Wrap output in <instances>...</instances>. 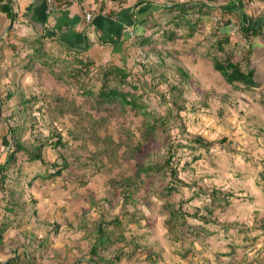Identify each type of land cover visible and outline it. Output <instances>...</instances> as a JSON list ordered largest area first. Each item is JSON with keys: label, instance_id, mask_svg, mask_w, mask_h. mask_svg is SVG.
Here are the masks:
<instances>
[{"label": "rangeland", "instance_id": "obj_1", "mask_svg": "<svg viewBox=\"0 0 264 264\" xmlns=\"http://www.w3.org/2000/svg\"><path fill=\"white\" fill-rule=\"evenodd\" d=\"M187 1L205 4L194 37L186 40L185 31L176 29L178 34L172 41L154 44L164 49V66L158 71H164L168 81H173L176 65L189 73L185 110L176 111L167 94L168 82L153 77L158 71L148 73L145 79L139 65L134 64L135 59L145 55L144 46L135 52L133 48L125 49L126 55H134L135 59L124 55L113 62L128 66L134 75L132 83L139 86L134 95L145 102L146 110L169 119L165 131L158 129L136 156L126 158L122 154L125 145L132 147L140 139L139 127L146 117L137 109L127 104L121 108L118 103L96 108L95 98L82 92L78 81L55 80L47 71H40L45 70L43 67L34 73L20 70L26 94L48 100L43 107L44 118L60 121L63 137L69 143L63 149L65 164L58 162L64 168L56 177L48 178L46 168L39 161H29L25 154H18L15 165L6 172L0 170V176H5L0 177V261L15 256L18 264L91 261L93 235L84 236L78 225L90 227V221L98 219L96 208H100L105 222L115 215L121 220L120 226H107L111 241L100 252L114 264H264V36L254 38L252 43L258 86L229 84L213 69L205 53L210 43L220 37L218 32L212 34L215 27L220 32L227 29L231 41L224 48L234 61L247 49L237 29L236 13L221 9L230 0H157V4ZM241 2L247 21L264 18V0ZM155 12L159 25L165 27L153 33V39H158L170 29L166 21L173 14ZM225 21H229L227 26ZM51 48L59 54L57 47ZM210 53L219 59L225 57L216 48ZM23 55L17 64L20 68L27 63ZM146 61H152V57L146 56ZM4 66H0V73L6 70ZM37 67L38 64L34 69ZM102 69L94 65L81 78L93 92L99 89ZM117 87L126 89L120 84ZM0 91L4 93L5 87ZM56 97L65 98L79 111L78 115L59 110L67 106L57 103ZM1 106L4 113L5 102ZM50 107L56 110L55 116L49 113ZM6 126L3 123L0 127L5 134L0 142V164L9 148ZM194 135H200L210 145L206 150L172 148V163L179 162L177 176L185 184L176 183L178 190L169 194L162 190L166 184L163 177L139 170L132 158L141 159L142 166L153 165L163 161L168 146L180 140L197 146L192 141ZM53 158L54 151L49 160ZM121 183L134 189L131 199L122 200L118 192ZM213 188L225 196L208 213L206 208L212 200L206 193ZM169 198L181 202L191 215H185L186 224L179 229H169L166 224L165 201ZM196 209L209 221L193 217ZM51 232L53 241L40 248L39 240L45 236L50 239Z\"/></svg>", "mask_w": 264, "mask_h": 264}, {"label": "trees", "instance_id": "obj_2", "mask_svg": "<svg viewBox=\"0 0 264 264\" xmlns=\"http://www.w3.org/2000/svg\"><path fill=\"white\" fill-rule=\"evenodd\" d=\"M69 2L70 0H58L57 6L60 7L62 4ZM106 2H110L112 4L107 13V15L111 16L115 14V4H124L127 2V0H100V10L104 9ZM135 3L145 4V17L141 20L138 19L137 21L131 23V30L133 31V35L131 37H129L127 31H125L126 33H124V36L121 38L111 39V43H113V53L116 52L119 58H122V56L126 55L125 49L133 48L135 52L138 47L144 46L145 55L139 60L135 59L134 55L126 56L129 59H135L133 61L134 64L136 63V65H139L144 78L147 79L148 77L146 75L148 73L158 71L159 68L164 66V49L163 47L158 48L154 44L158 41H172L173 38L178 34L177 30L180 29L185 31L183 35L184 39L187 40L193 38L198 30V24L200 20L203 19L202 10L205 4L187 1L163 5L162 3L157 4V0H135ZM224 5L225 6L221 7L222 11L227 13H236L238 17L236 24L237 29L243 39H245V42H247V49L244 50V53L241 55L240 59L234 61L231 57V54L226 52L224 48V44L231 41V37L227 32V29L224 28V30L220 32L218 27H215L212 30V34L218 32L220 33V37H217L210 43L209 47L207 48L208 52L206 51L205 55L211 61L213 69L223 77L225 82L229 84L240 83L241 85L249 88L256 87L259 84V79H257L258 75L256 74V70L252 64V43L254 38L264 36V32L262 30L264 26V18L258 17L255 19H249V21H247L244 12H242L241 0H230ZM157 10H160L162 13H172L173 15L169 20L166 21V23L168 22V25H171L170 29L165 31H163V29V32L159 38L153 39V33L156 31V29L163 26L159 25V21L155 17V11ZM0 11L5 12L7 16L12 15L10 7L7 6V4H1V2ZM194 13H196L197 16L194 17ZM228 22L229 21H225L224 24L227 26ZM148 32L150 33L146 35ZM34 40L35 41H26V39H24L20 42V47L16 46V43H9V47L13 50L12 55L15 56L17 60L12 63V66L4 67L6 70L0 73V80L6 77L10 78V82L4 85L6 91L4 93L0 91V122L7 124L9 132V141L7 144L9 148L5 153V159L3 163L0 164V170L2 173L6 172L15 165L18 154H25L26 159H29V161L32 162L39 161V163L46 168V172L48 171L46 176L48 178L56 177V175H59L64 168L63 164H65L66 159L65 155L63 154V149L66 148L69 143L68 138L63 137L62 124L60 121L55 119L47 120L44 118L45 115L43 107L45 102H48V100H45L39 95L26 94V90L24 89L21 81L23 76L18 74L16 70H13L14 67H16L19 71L24 70L25 72V69H27L30 71L29 73H34L43 67L45 70L40 71H47L48 73H46L54 77L55 80H60L65 83H73L78 81L79 86H83L82 92L95 98L93 105H95L96 108L118 103L121 108L123 105L127 104L131 109H137V111L144 115L146 119L139 127L140 139L132 147L125 145V150L123 151L122 155H124L126 158L129 156H136L138 152L143 149V143L146 141L149 142L151 137L156 135L158 129L165 131V127L169 121L168 117L158 116L154 113V111L146 110L145 102L140 101L139 96L134 95V92L139 89V86H136L132 83L134 75H131L127 65L123 64V66H119L117 63L114 64L113 62H115V59L104 63H97L89 56H82L79 51L71 49L70 47L60 43H58L57 46L54 45V48L57 47L59 50V54H57L56 52L52 51L50 44L44 43L40 37H37ZM130 40L131 42L128 44V41ZM118 44H123V49L121 46L120 48H116ZM212 48H216L217 50L225 53L224 59H219L215 55H211L210 51ZM22 55L27 63L22 65L20 68L17 66V64L20 61L19 59ZM148 55L152 57V61L150 62L146 61V56ZM242 62L244 63L242 64ZM37 64L38 67L34 69ZM94 65H99L100 68H103L100 86L96 92L90 90L89 87H87L81 80V78L84 76V73H88L89 68ZM10 69L12 70L11 76L8 73ZM175 71L176 75L173 81L171 79L168 81L164 71H158V73L153 75V77L158 80L162 79L168 82L169 88L167 89V94L169 95V100H171V102L174 104L176 111L179 112L186 109V103L188 99L185 96V92L189 84V73L184 67L178 65H176ZM118 84L126 87V89L118 88ZM16 93H20L19 96H17ZM56 101L63 106H67L66 108L63 107L65 110L59 109L62 112L78 115L79 111L69 102H67L65 98L56 97ZM3 102H5V106L7 108L6 111L4 110V113H2L1 106ZM48 109L49 108L47 107V110ZM84 110V112H87V109ZM49 113H53L52 116L57 114L56 110L52 107H50ZM97 122L98 121H96V123ZM192 141L197 142V146L190 145L184 140H180L177 145H169L166 151L167 155L165 156V159L153 165L142 166L141 159H136V157L132 158L135 159L136 166L139 170H142L147 174H159L160 177H163L166 180V184L162 190L169 194L171 191L178 190L176 183L182 182L177 176V164L179 162L177 161L176 163H172V158L175 154V151L172 150V148L177 146L188 147L193 150L197 148L206 150L210 145V142L204 140L200 135H194ZM117 147H120V143H117ZM53 151L54 158L52 160H46L45 157L48 158V154L50 155V153ZM111 153H115V150H112ZM196 158L198 157H194V159ZM59 160L61 163H63L62 165L58 163ZM50 169H52V172L49 171ZM0 177L2 179L5 178V176ZM182 184L185 183L182 182ZM120 185L122 186H120V190L118 192L122 196V200L127 198L131 199L134 189L130 190L129 184L126 183H121ZM206 194L212 200L210 206L206 208L207 212L210 213L212 210L211 207H213L217 200L225 196V194L217 188H213L211 193ZM165 207V212L167 213L166 224L168 225L169 229L181 228L186 224L185 215L191 216L188 214V211L183 208L181 202H177L171 198L165 201ZM99 209L100 208H96L98 219H96L95 222L90 221V227L86 228L84 223H80L78 225V229H80L82 232H85L84 236L93 235L94 238L92 245H90L91 247L89 251L93 259L91 261L86 260L84 264H114L113 259L110 257H104V255L102 256L100 252L101 249L104 250L106 243L111 241V230L107 229V226L110 225L111 228L116 227L117 225L120 226L121 220L115 215L113 219L105 222L104 218L100 216ZM200 211L201 210L196 209V212L193 213L192 216H196L199 218V220L208 222L209 219L204 217V215H200ZM48 241V238L45 236L39 240L38 246L42 248V246L47 245ZM116 256L119 257L120 254L116 253ZM76 261H74L72 264H76ZM0 264H18V262L15 256L13 258L6 259L5 261H0Z\"/></svg>", "mask_w": 264, "mask_h": 264}, {"label": "crops", "instance_id": "obj_3", "mask_svg": "<svg viewBox=\"0 0 264 264\" xmlns=\"http://www.w3.org/2000/svg\"><path fill=\"white\" fill-rule=\"evenodd\" d=\"M0 2L7 4L12 15H14V19L11 21V16L0 11V61L2 60L0 66L5 64L4 67L12 66V63L17 60L12 55L13 50L9 47V43H16V46L20 47V42L24 39L32 41L37 37L45 40L44 43L51 44L53 47L60 43L75 49L82 56H89L97 63H104L110 59L114 60L117 54L116 52L113 53L111 39L124 36L126 27L131 28L132 22L141 20L146 15L144 12L145 4H136L135 0H127L124 4H115L116 11L111 16L107 13L112 4L106 2L104 9L100 10V0L70 1L60 7L57 6L50 12L46 9L45 0H0ZM84 10H89L93 14L90 21L85 20ZM45 35L46 39L44 38ZM120 46L122 45L118 44L116 48H120ZM121 48L123 49V46ZM15 68L13 70L20 74V71ZM11 72L10 69L8 72L10 76ZM9 82V77L2 78L0 90ZM1 124L3 125V123L0 122V127ZM4 136L5 134L0 128L1 143ZM49 158L50 155L48 154ZM27 185L25 183L24 186L27 187ZM53 233L55 232L53 231ZM53 233L48 234L50 236L48 240L53 241Z\"/></svg>", "mask_w": 264, "mask_h": 264}, {"label": "built area", "instance_id": "obj_4", "mask_svg": "<svg viewBox=\"0 0 264 264\" xmlns=\"http://www.w3.org/2000/svg\"><path fill=\"white\" fill-rule=\"evenodd\" d=\"M57 1L58 0H45L46 9H47L48 12L54 10L57 7ZM70 1H76V0H70ZM83 14H84V18H85L86 21H90L92 19V17H93V14L89 10H84ZM125 31H127V33L130 36L133 35V31L131 30L130 27H126Z\"/></svg>", "mask_w": 264, "mask_h": 264}, {"label": "water", "instance_id": "obj_5", "mask_svg": "<svg viewBox=\"0 0 264 264\" xmlns=\"http://www.w3.org/2000/svg\"><path fill=\"white\" fill-rule=\"evenodd\" d=\"M10 19H11V21H12V20L14 19V15H11Z\"/></svg>", "mask_w": 264, "mask_h": 264}]
</instances>
